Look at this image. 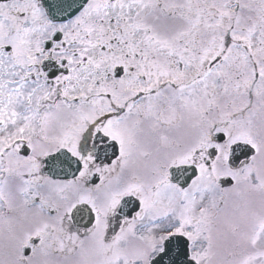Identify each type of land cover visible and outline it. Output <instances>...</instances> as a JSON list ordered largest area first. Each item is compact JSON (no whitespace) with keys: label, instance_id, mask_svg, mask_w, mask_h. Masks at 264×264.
<instances>
[{"label":"snow or ice","instance_id":"1","mask_svg":"<svg viewBox=\"0 0 264 264\" xmlns=\"http://www.w3.org/2000/svg\"><path fill=\"white\" fill-rule=\"evenodd\" d=\"M0 264H264V0H0Z\"/></svg>","mask_w":264,"mask_h":264}]
</instances>
